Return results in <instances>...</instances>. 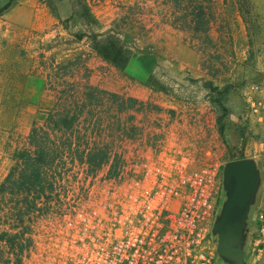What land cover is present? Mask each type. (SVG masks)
I'll use <instances>...</instances> for the list:
<instances>
[{"label":"rangeland","instance_id":"rangeland-1","mask_svg":"<svg viewBox=\"0 0 264 264\" xmlns=\"http://www.w3.org/2000/svg\"><path fill=\"white\" fill-rule=\"evenodd\" d=\"M8 1L0 0V9ZM87 1L95 22L80 16H75L67 22H60V18L66 19L72 15L71 0H60L56 12L43 0H12L9 7L0 10V145L2 141L6 145L11 143L10 132L16 139H23L33 121L45 117L52 108L54 94L49 88H45L44 79L41 77L44 70L42 68L48 61L47 56L55 53L57 60L61 61L81 52L83 57H88L91 55L89 34L92 31L107 30L108 26L113 25L114 20L118 25L127 24L124 15L133 12L126 5L134 0ZM239 1L243 2V5L239 4ZM223 2L219 0L215 7L219 22L213 24L212 41L205 42L204 46L210 52L207 58L215 66L226 71L224 77L228 80L227 85L220 88L218 85H212V82L208 83L215 97L217 120L229 125L230 134L235 141V144H226V161L231 155L230 150H233L236 155L254 159L259 173L239 244L243 248L246 260L248 232L254 224V216L264 203L263 131L262 127L246 119V94L264 85V0H251L252 5L245 4V0ZM152 5L153 1L148 0L145 6ZM146 7L144 10L136 8L135 14H131L132 17H140L134 19L138 21L133 29L136 34L130 35L131 31H127V35H119L122 43L132 50L128 68L122 70L109 60L103 57L100 59L95 51L94 55L89 56L90 60L86 65L91 71L89 72L91 83L113 82L122 85L142 83L153 90L173 89L175 82L170 68L174 63L171 58L179 51L190 50L191 44L180 40V34L172 29L158 25V21H161L160 10L156 9L158 13H153ZM142 24H145V27ZM220 30L222 36L219 37ZM76 34H82L83 38L77 40ZM41 53L46 57L41 56ZM162 57H168L167 61ZM87 68H82L81 73L87 74ZM232 88L238 92L241 101L229 106L225 103V95ZM134 104L138 103L132 101L131 105ZM5 129H9L10 132ZM120 134L114 139L116 143L110 144L109 148L120 146L118 143ZM6 135H9V139ZM104 142L108 143L109 140ZM72 166L71 163L68 164L69 170L64 172L65 179L56 187L57 190H66L68 187L66 185H71L70 188L74 189L76 184L74 181L70 184L69 175L91 170L88 163L77 164L74 168ZM11 198L8 195L5 202L7 207L13 205L9 202ZM225 201L226 197L221 201L218 217L222 213ZM48 202L47 199L42 201L43 205H48ZM1 216L7 217L4 214ZM8 220L13 222L12 217ZM3 241L8 246L7 241L4 239ZM221 259L226 264L236 263L226 255H221ZM29 260L30 249H27L24 264H28Z\"/></svg>","mask_w":264,"mask_h":264},{"label":"built area","instance_id":"built-area-1","mask_svg":"<svg viewBox=\"0 0 264 264\" xmlns=\"http://www.w3.org/2000/svg\"><path fill=\"white\" fill-rule=\"evenodd\" d=\"M246 95V119L264 138V85ZM139 139L121 133L105 161L69 175L74 189L32 212L28 264H226L214 232L225 161L198 158L178 139ZM253 220L244 262L264 264V203Z\"/></svg>","mask_w":264,"mask_h":264},{"label":"crops","instance_id":"crops-1","mask_svg":"<svg viewBox=\"0 0 264 264\" xmlns=\"http://www.w3.org/2000/svg\"><path fill=\"white\" fill-rule=\"evenodd\" d=\"M147 1L148 0H134L131 4H127L126 6L129 7L130 10H133V12H131L133 15L135 14L134 9L136 8L144 10ZM152 1L153 5L146 8L153 13L160 10L159 14L161 15V21H158V25L172 29L174 32L180 34V40L187 44H191L190 50L187 49L183 52L179 51L178 54H173L171 58L174 63L173 67L170 68L171 75L174 77L175 82L173 84V89L153 90L142 83H132L130 85L125 83L122 85L113 82H105L106 84L96 82L93 84L90 81L91 74L89 72L91 71L86 67L90 57L92 54L94 55L95 52L90 50L91 55L89 54L88 57H85L86 60L84 65L78 68L73 77L68 76L67 79L68 81H75L77 83L79 94L85 105L81 120H95V133H91V129H89L88 138L82 142V144L75 146L73 143L70 149L65 151L63 159L66 161L67 165L69 163H88L91 168H94L95 164L102 163L106 160V156H104L106 151L105 148L109 147L110 144H115L116 142H114V139L120 133L139 137L140 139L137 140L136 143L142 146H146L152 142H162L168 145L175 141V139H178L181 146L186 148L191 147L198 158L212 157L223 161L227 160L225 158L227 149L226 144L232 145L235 141L230 134L231 130L229 125L227 126L226 123L222 124V122L220 123L217 120L215 97L208 84L212 82V85H218L219 88L222 85H227L228 80L224 77L226 75L224 72L226 71L215 66V64L207 58L210 52L204 46L205 42L193 39L187 30H183L174 26L171 22L163 20L162 6L159 5L158 0ZM131 14L127 13V15H124L125 20L128 22L127 24L118 25L115 24L114 20V22H112L113 25L108 26V29L112 28L116 30L119 35H127V31H131L130 35L135 33L133 29L136 27L138 21L136 22L134 19H140V17H132ZM143 26L145 27V24ZM182 45L185 46L184 44ZM180 48H182V46H180ZM95 54L100 59H103L97 52H95ZM73 56L68 58H72ZM162 59L167 61L168 57H162ZM82 68H87L88 73L82 74ZM41 77L44 79L43 83L45 88H49L54 94L53 106L46 113L45 117L33 121L23 139H16L9 129H5L8 130V133L10 132L9 135L12 137L10 144L6 145V143L2 141L0 145V184L5 180L14 165L18 164L21 166L22 159L16 156V153L24 147L29 146L28 140L32 128L34 126L42 127L49 125L47 119L49 112L55 111L57 102L55 89L49 86L46 77L43 75ZM86 84L94 85L95 88L107 93H103L100 99H93L92 101L91 98L86 99L84 95V92L87 90L85 87ZM110 93L133 99L131 101L127 100L121 105L120 100L112 98ZM225 96V103L229 106H233L241 101L238 92L234 91L233 88L230 89ZM132 101L138 104L132 106ZM82 122L84 124V121ZM61 134V131H51L50 133L52 138ZM9 135H6L8 139ZM107 139L109 142L105 143L104 141ZM90 153H95V163H90L88 161V155ZM67 157L69 159H66ZM71 160L74 161L71 162ZM8 195V193L3 195L0 194V214L3 213L7 216H1L3 214L0 215V232L4 230L15 232L18 230V228L14 227L15 218L13 215L16 197L11 196L12 198L9 202L13 205L7 207L5 202L7 201ZM10 217L13 218V222H9L8 218ZM3 242V239H0V252L2 253L0 264L3 263L2 261L5 257H13V254L8 252V246Z\"/></svg>","mask_w":264,"mask_h":264},{"label":"trees","instance_id":"trees-1","mask_svg":"<svg viewBox=\"0 0 264 264\" xmlns=\"http://www.w3.org/2000/svg\"><path fill=\"white\" fill-rule=\"evenodd\" d=\"M52 11L56 12L57 3L60 0H43ZM144 1V0H143ZM226 3L227 0H223ZM162 6V19L171 22L174 26L187 30L193 39L202 42L212 41L213 24H218L215 7L219 0H158ZM12 3L9 0L0 10H4ZM72 15L66 19H59L60 22L70 21L75 16H80L90 22H95L90 4L87 0H71ZM243 5V2H238ZM245 4L252 5L251 0H245ZM242 7V6H241ZM90 18V19H89ZM222 30L219 31V37ZM77 40L82 39V34H76ZM91 50L96 51L101 57L109 60L118 68H128L132 57V50L127 48L119 38L116 30L109 28L102 32L92 31L89 34ZM66 49V48H64ZM41 56L46 57L41 53ZM44 72L50 87L55 89L57 102L55 111L49 112V125L34 126L29 134V146L24 147L16 153L22 159L21 166L14 165L0 184V194L8 193L16 197V204L13 209L15 218V232L4 230L0 237L7 241L8 252L13 257H5L2 264H23L25 251L31 245L30 223L31 214L38 211L39 214L47 211L42 201L57 197L59 192L56 187L65 179L64 172L69 170L66 161L63 159L65 151L73 145L82 144L88 138V130L95 133V120L82 119L83 108H85L78 85L75 81H68L67 77H73L78 68L84 65L86 58L79 52L72 58L57 61L55 53L46 58ZM84 92L86 99H100L103 93L94 85L86 84ZM110 96L120 100L123 105L127 100L118 94L110 93ZM57 108V109H56ZM84 121V124L83 122ZM87 123V124H86ZM61 131V135L52 138L51 131ZM87 144V142H86ZM228 158L236 159L243 157L236 155L233 150ZM106 156V151L104 153ZM74 160H71L73 162ZM88 161L95 163V153L88 155ZM78 163H71L75 165ZM39 203H42L40 205ZM2 253L0 252V257ZM2 258V257H1Z\"/></svg>","mask_w":264,"mask_h":264},{"label":"water","instance_id":"water-1","mask_svg":"<svg viewBox=\"0 0 264 264\" xmlns=\"http://www.w3.org/2000/svg\"><path fill=\"white\" fill-rule=\"evenodd\" d=\"M259 173L254 159L241 157L225 162L223 183L227 190L221 215L215 222L214 232L218 236V251L245 264L244 251L239 245L244 232L253 192L257 187Z\"/></svg>","mask_w":264,"mask_h":264}]
</instances>
